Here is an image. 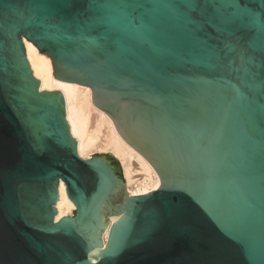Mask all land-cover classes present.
<instances>
[{
  "label": "water",
  "instance_id": "obj_1",
  "mask_svg": "<svg viewBox=\"0 0 264 264\" xmlns=\"http://www.w3.org/2000/svg\"><path fill=\"white\" fill-rule=\"evenodd\" d=\"M237 9L264 19V0H0V264H264V45ZM113 10L138 32L95 23ZM24 40L91 89L152 190L78 155ZM60 181L75 208L56 220Z\"/></svg>",
  "mask_w": 264,
  "mask_h": 264
},
{
  "label": "bare ground",
  "instance_id": "obj_2",
  "mask_svg": "<svg viewBox=\"0 0 264 264\" xmlns=\"http://www.w3.org/2000/svg\"><path fill=\"white\" fill-rule=\"evenodd\" d=\"M24 45L32 74L39 80L40 90H58L64 98L65 117L76 141L78 155L87 159L94 151L110 153L121 165L127 192L140 195L152 190L159 180L157 173L143 156L123 140L108 114L91 101V89L74 82L58 80L53 75L51 59L40 53L31 42L24 40ZM55 206L56 220L71 215L75 208L61 181ZM109 225L101 233L102 246L105 245Z\"/></svg>",
  "mask_w": 264,
  "mask_h": 264
},
{
  "label": "snow or ice",
  "instance_id": "obj_3",
  "mask_svg": "<svg viewBox=\"0 0 264 264\" xmlns=\"http://www.w3.org/2000/svg\"><path fill=\"white\" fill-rule=\"evenodd\" d=\"M91 2L97 3L98 0H91ZM233 15H247L249 24L257 30L258 40L260 41L261 45H264V19H261L260 16L251 12L242 13L240 12L239 9H237L233 13ZM95 23L103 24L107 28L121 34H133L138 32L137 26L134 23V20L131 18L130 13L123 10H113L110 14L102 18H97ZM58 35L62 39H67L72 41H83L89 39L88 37L84 36L82 33L79 36H72L67 32L59 31V29H58ZM193 40L197 43L203 44V42L199 41L198 38H196L195 36H193ZM217 58L219 59V56H217Z\"/></svg>",
  "mask_w": 264,
  "mask_h": 264
},
{
  "label": "rangeland",
  "instance_id": "obj_4",
  "mask_svg": "<svg viewBox=\"0 0 264 264\" xmlns=\"http://www.w3.org/2000/svg\"><path fill=\"white\" fill-rule=\"evenodd\" d=\"M96 153L105 154V152H95V151H94V152L91 153V156L94 155V154H96ZM121 170H122V168H121ZM122 176H123V172H122ZM124 183H125V180H124ZM124 186H125V184H124ZM125 190L127 191L126 186H125ZM73 214H74V213L72 212L71 215H73Z\"/></svg>",
  "mask_w": 264,
  "mask_h": 264
}]
</instances>
